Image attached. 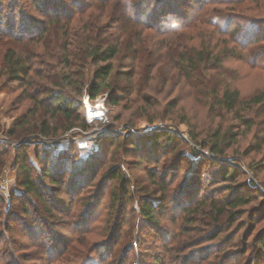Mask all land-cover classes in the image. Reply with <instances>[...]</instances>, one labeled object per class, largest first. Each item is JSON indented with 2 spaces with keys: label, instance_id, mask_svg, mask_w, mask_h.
<instances>
[{
  "label": "rangeland",
  "instance_id": "1",
  "mask_svg": "<svg viewBox=\"0 0 264 264\" xmlns=\"http://www.w3.org/2000/svg\"><path fill=\"white\" fill-rule=\"evenodd\" d=\"M65 1L69 4V0ZM139 1L141 0L136 2ZM157 1L159 0L152 1L148 9H153ZM10 3V0H0V16L3 20L10 19L14 12L17 13L18 22V12L21 11L38 21H46L40 14L29 11L30 0H16L12 6ZM203 7L206 19L226 15L234 16L240 23L264 20V0H215L208 1ZM181 8L187 13V22L193 21L196 6L191 3ZM99 10H92L90 20L95 21ZM101 21L105 22L106 18ZM111 24L106 21L105 29ZM207 28L198 25L186 32L187 38L178 40L184 43L190 38V44L196 46L215 44V50L222 52L219 67L216 68L215 63H212L214 70L207 71L206 76L212 74L221 85L228 84L236 89L242 102L264 92V67L260 66L264 62V55L259 56L264 48V40L259 43L260 47L252 51L236 44L234 35L232 40L231 31L222 33L212 27L217 33L212 37ZM112 33L116 34V31ZM156 37L150 36L147 43L158 45L157 40L166 38ZM44 40L51 47L55 42L54 32L51 30L43 37ZM20 43L17 45L13 40L1 37L0 61L8 46L18 55H26L25 52L37 54L43 49L40 44L33 47L32 44L23 46L25 43ZM44 48L46 50V46ZM156 50L158 49L151 48L145 54V65L147 61L157 64L152 71V81H146L148 73L142 68L136 77L137 82H133L135 91L126 103L117 107L110 106L105 103L107 94L90 100L85 90L79 97L70 94L78 107L73 118L78 119L76 123L83 121L88 128L86 131L82 130L77 124L66 132L59 130L52 137L41 136L37 131L9 137L14 125L19 124L22 117L29 115L33 105L24 99L13 83L7 81L6 77H1L0 68V264H118L123 261L125 264H199V259L205 257L207 258L202 264H264V251L263 255H259L257 243L252 240L254 233L248 238L247 244L243 245L241 242L247 227V223L240 225L245 220L244 216L235 224L225 227L213 242L199 245L189 242L207 233V230L200 231L203 230V222H198L201 217L192 225L181 221L184 214L181 207L187 206L188 202L176 206L172 201H167L154 214L156 222L151 225L140 216L137 204L140 197L144 194L158 199L156 184L163 174H166L167 181H173L171 188L184 184L188 179L189 188H195L198 192L201 190L200 197L210 195L213 198H225L228 194L224 191L226 186L235 187L247 180L253 182L258 192L264 196V144H261L264 140L263 107L241 113L254 123L251 130L244 134L246 127L234 119L233 115L219 110L211 112L203 104L207 101L206 92L195 93L191 88L192 80L171 71L169 54H165L164 50ZM254 57L257 58L256 62L253 61ZM131 58L133 51L123 50L120 58L114 62L116 72L120 74L118 81L122 86L125 83L122 73L130 70L127 66L131 64ZM48 62L52 67L57 63L53 58ZM83 72L87 87L92 81L94 67L87 64ZM203 77L204 74L199 75V79ZM87 97L91 106L103 101L105 112L102 121L95 120L89 124L85 120L83 101ZM149 119H154L153 123H149ZM30 122L33 123L34 119ZM63 122L60 117L57 127L63 128ZM217 128L226 132L231 130L234 134L222 144L224 157L221 158L212 157L207 148L197 147L189 137L191 134L200 142L211 143L212 134ZM158 130L170 131L178 138L170 143L165 152L161 150V146L167 141L159 139V152L154 155L157 149L154 147L148 153L151 158L154 157L153 161L138 163L140 157L132 154V145L138 144L139 138L145 134ZM147 144H151V141ZM24 155L32 169L33 179L39 171L61 162L67 164L69 169L72 166L77 169L86 165L90 168L89 174L82 175V189L77 187L74 191L68 188L74 169L57 175L60 184L53 187L51 193L45 190L50 183L38 179L41 187L39 190L42 191L43 188L44 191L41 201L45 202H41L22 194L24 191L21 184L25 177L20 171ZM221 164L235 167L243 175L233 181H222L217 174ZM111 168L121 171L130 181L126 190L131 199L126 196L128 200L121 199L118 205L110 202V193L117 192L118 185L106 175ZM147 169L156 171L157 176L153 180L146 174ZM247 192L254 193L252 189ZM257 202L252 201L245 209L249 210ZM45 210H51L52 215H48ZM263 222L257 224V228ZM232 234H235V238L227 244L224 240ZM48 243H52L56 249L51 260L43 249L44 244ZM189 245L190 251L185 250ZM243 246L246 251L243 256H239V250ZM193 250L197 253L188 259H182ZM222 253H227L228 259L221 260Z\"/></svg>",
  "mask_w": 264,
  "mask_h": 264
},
{
  "label": "trees",
  "instance_id": "2",
  "mask_svg": "<svg viewBox=\"0 0 264 264\" xmlns=\"http://www.w3.org/2000/svg\"><path fill=\"white\" fill-rule=\"evenodd\" d=\"M136 1L69 0L68 4L65 0H30L29 11L40 14L46 21H38L28 16V14H22L19 10L18 22H16L17 13L13 12L10 19L7 18L6 20H3V17L0 16V44L1 37L4 36L9 40H13V43L17 45L23 42L25 43L22 44L23 46L32 44L33 47H37L36 45L40 44V47L43 48L41 53L25 52L26 55H18L10 49L11 46H8V50L0 61L1 77H6L7 81L13 83L15 89L21 91L22 96L25 97L24 99L29 100L33 105V108L29 110V115H25L19 121L20 125H14V130L10 131L9 137L26 135L33 131H37L44 137H52L57 135L59 130L66 132L77 124L82 130L86 131L87 125L81 120L76 123L78 119L73 118V113L78 110L73 98L79 97L82 91L85 90L90 100H96L99 96L107 94L105 103L110 106L117 107L123 102L126 103L135 91L133 82L135 80L137 82L136 77L139 76V71L142 68H145L148 73L146 81H152V71L157 64L148 61L146 65L144 64L146 61L145 54L150 52L151 48H157L156 52L164 50L165 54H169L168 62L171 65V71L177 72L189 81L192 80L191 88L195 93L206 92L207 101L203 104L207 105L211 112L219 110L233 115L234 119L246 127L247 130L244 134L251 130L254 123L251 118L246 119L241 113L253 111L255 107H263L264 109V92L242 102L236 89L231 88L228 84L221 85L212 74L206 76L207 71L214 70L211 66L212 63H215L217 68L222 61L220 59L222 52L215 50V44L214 46L212 44L211 46L210 44H202V46L198 44L196 46L190 44L192 41L190 38L184 43L178 40L187 38L186 32L199 25L208 27L207 31L212 37L217 35L215 28L222 33L231 31L232 40L234 35L236 44L253 51L264 40V20L240 23L235 20L234 16L226 15H216L211 19H206L207 16L206 13H203L205 10L203 6L208 1L213 2L215 0H159L155 3L153 9L148 8L155 0ZM10 2L12 6L16 0H10ZM191 3L196 6V11L193 13V21L187 22V13L181 7L188 6ZM15 6L18 8L17 4ZM94 8L100 9L95 21L90 20ZM103 18H106L108 23H112L106 28L108 30L105 29L106 26L104 25L106 21L103 23L101 21ZM51 30L55 34V42L50 47L45 40L43 41V37ZM112 31H116V34ZM154 35L157 36L156 38L159 36L166 38L157 40L158 45L155 43L148 44L147 38L154 37ZM44 46H46V50ZM123 50L133 51V58H131V64L127 66L130 70L122 73V78L125 79L122 86L119 84L120 77L118 76L120 74L116 72L114 62L120 58ZM259 53V56L264 55V48ZM52 58L57 61L53 67L48 62ZM256 59L254 57L253 61L256 62ZM87 64L94 67V72L92 81L85 87L83 68ZM260 66L264 67V62ZM200 74H204L202 79H199ZM70 94L74 97L71 98ZM60 117L64 120L63 128L62 126L61 128L57 127ZM31 119H34L33 123L30 122ZM153 120L149 119L148 122L153 123ZM233 135L231 130L226 132L221 128H217L212 134L211 143L200 142L191 134H189V137L197 147L207 148L212 157L221 158L224 157L222 144ZM177 138V135L170 131L158 130L140 137L138 144H131L130 151L134 156L140 157L138 163L153 161L154 157L151 158L148 153L154 147L157 148L154 155L159 152V139L167 141L166 144L161 146V150L165 152L170 147V143ZM149 141H151V144L148 145ZM261 144H264V140ZM192 152L196 153L194 150ZM21 162L20 173L25 177L21 184L24 191L22 194L25 193L28 195L27 197L32 196L39 201L42 200L41 196H43L44 191L43 188L42 191L39 190L41 187L37 180H47L50 184L45 190L51 193L52 188L58 187L60 184L57 175L71 169L68 168L67 164L56 163L57 166L53 165L49 169L39 171L36 178L33 179L31 177L32 169L27 164L26 155H24ZM212 163L214 164V161ZM75 167L72 166L71 169H74V172L68 186L70 191H74L77 187L82 189L81 185L84 182L82 175L89 174L90 168L86 165H81L77 169ZM218 168L217 174L222 181H233L236 177L243 175L237 168L225 164H221ZM56 170H58V173ZM145 172L149 179L153 180L157 176L155 170L147 169ZM106 175L118 184L117 192L110 193V202L118 205L121 199H131V196H127L130 193L126 190L130 185V181L121 174V171L111 168ZM187 182L188 179L184 184L171 188L173 181H167L166 174L161 175L155 190L158 199L142 194L143 196L140 197L137 203L139 214L143 220L149 225L155 223L154 214L161 210L167 201H172L171 203L176 206L188 202L187 206L181 207L184 213L181 221L184 224L192 225L196 224V220L201 217L198 222H203L201 224L203 230H200V228L199 230H207V233L189 242L199 245L213 242L223 233L225 227L235 224L244 216L245 220L240 225L247 223V227L246 232L241 237V242L243 245L247 244L248 238L254 233L255 236L252 240L257 243L259 255H263L264 224L260 228H257V224L264 221V196L258 192L253 182L247 180L235 187L226 186L224 191H227L228 194L225 198H213L210 195L200 197L201 190L198 192L195 188H189ZM248 189H252L254 193H248ZM252 201L258 202L255 206L248 208L249 210L245 209ZM45 212L52 215L51 210H45ZM255 219L257 220L255 221ZM193 231H195V228ZM1 235L3 236V233ZM112 236L113 234L110 235V238ZM234 238L235 234H232L224 241L230 244V241H233ZM48 241L50 242L51 239ZM54 247L52 243L43 246L44 253L47 254L49 260L56 253ZM190 247L191 245L186 246L185 250L190 251ZM207 249L210 250V248ZM126 251H128V248ZM245 251V246H243L238 255L243 256ZM196 253L197 251L193 250L189 255L183 256L182 259H188L189 256ZM206 258H200L198 263L202 264ZM220 259H228L227 253L223 254ZM120 263L125 264L124 261L118 264Z\"/></svg>",
  "mask_w": 264,
  "mask_h": 264
},
{
  "label": "built area",
  "instance_id": "3",
  "mask_svg": "<svg viewBox=\"0 0 264 264\" xmlns=\"http://www.w3.org/2000/svg\"><path fill=\"white\" fill-rule=\"evenodd\" d=\"M88 103V97L84 99L83 101V106H84V109H85V120L91 124L92 122H94L95 120L96 121H102V117L104 116V112H105V108H104V105H103V101L93 105V106H90V109L93 111V110H98L100 109V111L98 113H94L93 116L89 115L87 108L85 106V104ZM90 112V111H89ZM149 131H151V129H149Z\"/></svg>",
  "mask_w": 264,
  "mask_h": 264
},
{
  "label": "bare ground",
  "instance_id": "4",
  "mask_svg": "<svg viewBox=\"0 0 264 264\" xmlns=\"http://www.w3.org/2000/svg\"><path fill=\"white\" fill-rule=\"evenodd\" d=\"M85 106H86L87 110L90 111V112L88 111V113H89V115H91V116H93L94 113H98V112L100 111V109H98V110H93V111H92V110L90 109V106H91V105H90L89 103H86Z\"/></svg>",
  "mask_w": 264,
  "mask_h": 264
},
{
  "label": "water",
  "instance_id": "5",
  "mask_svg": "<svg viewBox=\"0 0 264 264\" xmlns=\"http://www.w3.org/2000/svg\"><path fill=\"white\" fill-rule=\"evenodd\" d=\"M151 131H152V129H151Z\"/></svg>",
  "mask_w": 264,
  "mask_h": 264
}]
</instances>
